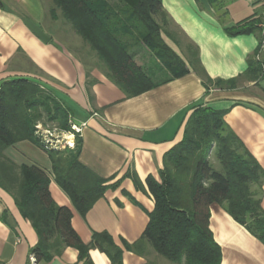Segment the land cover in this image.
I'll use <instances>...</instances> for the list:
<instances>
[{"label":"crops","instance_id":"1","mask_svg":"<svg viewBox=\"0 0 264 264\" xmlns=\"http://www.w3.org/2000/svg\"><path fill=\"white\" fill-rule=\"evenodd\" d=\"M162 1L170 23L163 39L180 51L187 71L175 76L146 46L136 43L131 54L154 87L127 98L94 54L88 50L87 59L47 31L46 0H0V86L21 76L34 78L46 85L73 124L82 127L79 161L108 181L107 191L83 215L54 178L50 190L59 206L71 209L72 225L82 242L90 245L95 234L107 233L123 251V264L161 262L147 242L136 252L126 245L142 239L155 207L147 179L159 180L165 155L183 140L196 108L227 111L225 123L264 169V77L240 82L237 89L206 86L208 79L228 81L242 76L251 58L264 66L260 32L264 0ZM26 20L39 26L51 41L42 42L24 24ZM239 24L258 31L229 35L228 30ZM173 31L194 51L192 60ZM5 155L19 166L52 172L48 153L30 141L16 144ZM262 190L264 208V184ZM210 229L222 249L221 264H264V244L216 204L211 207ZM37 243L31 223L0 188V264H30ZM88 255L93 264H111L99 249L91 248ZM78 257L79 251L69 247L40 264H78Z\"/></svg>","mask_w":264,"mask_h":264},{"label":"trees","instance_id":"2","mask_svg":"<svg viewBox=\"0 0 264 264\" xmlns=\"http://www.w3.org/2000/svg\"><path fill=\"white\" fill-rule=\"evenodd\" d=\"M216 1L210 0L213 4ZM52 2L54 13H62L105 66L107 77L127 98L154 87L131 54V42L136 37L175 76L186 73L185 62L162 37L170 24L162 0ZM257 31L255 26L239 24L228 34L239 36ZM195 57L198 58L197 50ZM263 77L264 66L254 57L248 60L242 76L228 81L208 79L206 86L237 89L240 82H258ZM46 92H50L46 85L26 76L0 86V188L12 196L38 236L32 250L37 264L61 256L69 247L79 251L78 264H93L88 255L91 248L105 253L111 264H123V251L110 235L95 234L92 243L85 245L73 228L71 209L59 206L53 199L51 178L85 215L103 198L108 181L79 161V142L74 150H44L43 140L36 134V121L41 117L40 109L52 113L45 100H54L44 99ZM226 113L208 107L194 110L183 140L165 155L159 180L147 179L154 211L149 214L142 239L126 245L128 250L136 252L142 242H147L160 257L173 264H221L222 249L210 229L211 207L215 204L264 244V169L227 126ZM56 120L64 131L68 129L67 117L60 107L52 121ZM24 141L48 153L52 163L50 174L36 166H19L6 157L9 148Z\"/></svg>","mask_w":264,"mask_h":264},{"label":"rangeland","instance_id":"3","mask_svg":"<svg viewBox=\"0 0 264 264\" xmlns=\"http://www.w3.org/2000/svg\"><path fill=\"white\" fill-rule=\"evenodd\" d=\"M46 6H47V12H46V17H47V23H46L47 28L46 29H47V31H49V33H51L57 40H59L60 42L64 43L65 45H67L68 48H74V49L76 48V50L79 53H81V54L88 53L90 55V53H89V51H90L92 53V55L94 54V56L96 58H98L97 55L95 54V52H93L91 50L90 46L87 45L83 41V39L75 32L73 26L69 22H67L66 19H64L62 13L60 11H58V10H56L55 13H54V6H53L52 0H46ZM165 31H166V29H165ZM172 33H173L172 36L176 37L178 42L181 41V44L179 46L182 47V50L185 52V55H186V49H188L189 60H192V55H193L194 51L191 48H189V46H188L187 42L185 41V39H183L181 36H179L178 32L173 31ZM162 37H164L163 34H162ZM139 38L140 37H136V39L131 42V47L134 44L139 43V42L142 43L144 46H146L141 39L139 40ZM165 44L174 53H176L180 57V59L182 61H184L183 57L180 56V53H179L180 51L179 52L177 50L175 51L166 42H165ZM82 48H85L86 50H84ZM84 56H85V58L89 59L88 55L85 54ZM155 58L158 59L162 63V61L157 56H155ZM104 68H105V66H104ZM43 98L44 99L52 98L54 100V102H52V103L47 101V100H45L46 104L49 105V108L52 110V113L48 114L47 112H45L44 109H40L41 117H39L37 119L36 127L40 126L39 131L42 134H44V132H46V131H50L51 133H53V135L55 136L56 139L61 137L62 141H64V142H66V140L68 139V134H73L74 133V140L72 138H70V140H69L70 143L73 142L72 144H74V147H71V148L65 147V148L60 149V151H64L66 149L74 150L75 147L77 146L78 142L80 141V139H79V135L80 134H75L74 130L72 129V126L74 125L73 121H72V118L70 117L69 114H67L66 111H64V108L55 99V97L53 96V94L51 92H46ZM58 107H60L62 109V112L67 117L68 129H66V131L63 130V126L61 125V122L59 120L52 121L53 117L56 116V112H57V108ZM36 130H37V128H36ZM213 162L216 165V162L215 161H213ZM158 256H157V258H160L161 262H168V263H163V264H173V263L169 262L168 260H166V259H164V258H162L160 256L158 257ZM161 262L158 263V261H157L156 263L162 264Z\"/></svg>","mask_w":264,"mask_h":264},{"label":"built area","instance_id":"4","mask_svg":"<svg viewBox=\"0 0 264 264\" xmlns=\"http://www.w3.org/2000/svg\"><path fill=\"white\" fill-rule=\"evenodd\" d=\"M261 34L264 37V23L261 26ZM36 128H37L36 134L42 138L45 151L60 150L65 147H69V148L74 147V144H72L73 142L72 143L69 142L70 138L74 140V133L68 134V139L66 140V142H64L62 141L61 137L56 139L53 133H51L50 131H46L44 132V134H42L39 131L40 126H37ZM81 128L82 127H78L76 125L72 126V129L74 130L75 134H80L82 131ZM30 264H37L34 256L31 257Z\"/></svg>","mask_w":264,"mask_h":264},{"label":"water","instance_id":"5","mask_svg":"<svg viewBox=\"0 0 264 264\" xmlns=\"http://www.w3.org/2000/svg\"><path fill=\"white\" fill-rule=\"evenodd\" d=\"M24 24L35 36H37L45 44H48L51 41V38L39 26L27 20L24 21Z\"/></svg>","mask_w":264,"mask_h":264}]
</instances>
